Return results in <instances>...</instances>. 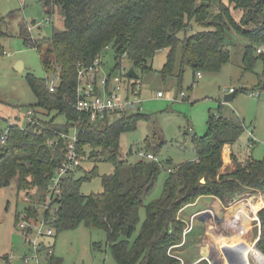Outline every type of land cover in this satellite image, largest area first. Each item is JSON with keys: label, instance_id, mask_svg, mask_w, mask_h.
Returning a JSON list of instances; mask_svg holds the SVG:
<instances>
[{"label": "trees", "instance_id": "16d2710c", "mask_svg": "<svg viewBox=\"0 0 264 264\" xmlns=\"http://www.w3.org/2000/svg\"><path fill=\"white\" fill-rule=\"evenodd\" d=\"M40 1L46 15L55 7L60 9L63 29L50 37L32 39L20 25L24 44L42 55L47 76H25L36 98L30 106L35 123L23 129L9 127L6 142L0 144V187L15 181L18 192L45 188L63 159L62 144L51 147L47 140L56 131L71 132L76 128L78 153L86 158L89 151L88 158H101L113 165L114 172L101 176L100 193L89 195L80 193V184L98 176L96 169L85 178L75 179L71 174L63 185L61 199L55 202L51 226L56 235L81 225L100 229L116 264H180L174 252L191 244V236H202L204 232V223L200 222L184 236L187 224L181 220L182 211L202 197L214 198L224 205L245 189L263 193L264 159L246 156L239 161L232 153L233 170L220 175L222 149L238 141L243 123L228 117L213 118L204 135L191 136L194 160L169 170L161 196L146 204L145 196L153 191L162 166L140 159L128 163L121 153L120 137L135 131L138 123L148 117L130 112L89 123L86 115L73 108L77 71L89 65L107 45L113 50L114 71L124 56L135 73H143L150 68L148 62L155 54L165 51L160 74L163 78L172 76L177 61L175 77L180 84L186 69L194 75L215 73L229 61L226 37L232 30L250 42L242 55V71L252 72L261 61L264 79V55L256 54V47L264 44V0H227V4L223 0ZM214 2L219 4L218 12L209 19ZM234 10L241 13L239 22L233 19ZM193 24L204 29L186 35ZM47 78L56 79L54 92L49 91ZM135 78L138 80L137 74ZM260 84L263 88V81ZM232 93L235 96V91ZM227 154L224 151L225 160ZM142 208L145 218L140 224ZM257 220L255 248L264 255V208L257 213ZM46 260L47 264H62L53 254Z\"/></svg>", "mask_w": 264, "mask_h": 264}, {"label": "rangeland", "instance_id": "374dc122", "mask_svg": "<svg viewBox=\"0 0 264 264\" xmlns=\"http://www.w3.org/2000/svg\"><path fill=\"white\" fill-rule=\"evenodd\" d=\"M222 2L227 4V0ZM218 7V2H214L209 19L217 14ZM240 15L238 10L232 11L235 22H239ZM21 24L25 34L32 39H39L50 37L54 31L62 30L63 17L57 7L54 8L53 13L46 15L40 0H0L1 132L10 124L17 125L21 129L28 124L26 113L30 110V106L36 103V98L26 83L25 76L32 74L40 79H45L47 76L42 67V55L36 49L24 44L20 36ZM203 29L193 24L186 35ZM249 44L246 37L230 30L226 37V45L230 53L229 61L218 72H201L200 79L186 69L180 84L175 77L178 72L177 61L172 76L163 78L160 74L165 62V51L155 54L152 61L148 62L150 68L147 71L143 73L137 71L139 82L136 79L135 81L139 83L140 88L141 113L148 119L140 121L135 131L121 135L120 148L123 159L128 163L139 160L138 151L146 152L149 149L148 152L152 153L157 163L162 166L153 191L145 196L146 204L161 196L169 170L172 171L175 166L194 160L195 147L191 142V136L204 135L207 125L213 118L222 116L243 123V131L238 141L231 146L232 153L239 161L244 160L246 156L255 160L264 159V89L260 84L263 81V66L261 61H258L252 72L242 71V55ZM180 48V46L177 47V58ZM258 48L263 50L264 55V44L256 47ZM100 55L104 71L109 72L114 69L111 45L104 47ZM17 63H21L19 70L15 69ZM122 64L127 70L131 67L127 59H123ZM230 90L235 91L234 99L225 102L224 97L231 93ZM158 92L163 94V97L158 98ZM181 92L185 99H182ZM251 93L257 94L258 97L250 96ZM251 128L252 135L249 137ZM130 150L131 155H129ZM86 154L88 155L89 151ZM87 155L73 173L75 179L85 178L94 168L98 176L81 182L79 191L83 195L100 193L102 191L101 176L114 172L112 164L104 162L101 158H88ZM245 190L248 191L240 193L244 198L264 195V192ZM26 193L17 191L15 181L8 186L0 187V264H36L32 247L19 227V217H22L25 211L27 212V219L32 218L28 221L36 223L32 226L26 222L28 238L31 240L37 238L36 227L42 220L45 191L43 188H34ZM200 199L199 206L187 207V210H184L187 215L197 209L201 210L200 205L210 206L213 203L207 197ZM228 202L226 205H229ZM251 208L252 211H256L254 207ZM211 213L207 212V215L211 217L208 219H213V211ZM139 218L141 224L145 218L144 208L139 211ZM195 225L196 219L192 221V228ZM251 227L248 222L244 230H250ZM46 229L47 227L44 226L41 231L45 232ZM241 232L236 231V233ZM254 237L252 231L245 233L248 242ZM37 240L45 246H50L53 255L60 258L62 264H116L106 244L105 233L100 229H89L81 225L58 235L53 230L52 237L39 236ZM236 241L235 238L234 242ZM194 244L195 241L189 245ZM213 246L214 244L211 246L209 242V246L206 247L209 248L208 261L211 264H222L219 250ZM189 247L178 249L185 250L179 253L185 264L195 262L206 255L205 249L201 254L199 248L192 246L189 249ZM225 249L228 252L226 263L234 264L237 249L233 245ZM46 253V250L38 253L39 264H47Z\"/></svg>", "mask_w": 264, "mask_h": 264}, {"label": "built area", "instance_id": "2783aa9c", "mask_svg": "<svg viewBox=\"0 0 264 264\" xmlns=\"http://www.w3.org/2000/svg\"><path fill=\"white\" fill-rule=\"evenodd\" d=\"M256 52L257 54H263V50L261 48H258ZM3 53L5 54V52ZM123 59L124 56L119 60V67L115 71L114 69L110 70L109 72L104 71L101 55H98V57H96L89 65L80 66L78 68L73 108L75 111L86 115L89 123L94 124L98 120H103L106 117L110 118L112 116H122L130 112H141L142 99L140 98L139 83L135 81L136 78L127 77V71L129 69L127 70L125 67H123ZM196 77L200 79L202 77L201 73H196ZM56 85V79L47 78V86L50 92H54ZM230 91L233 92L232 90ZM180 95L182 99H185V96L182 92ZM250 96L255 98L258 97L257 94L254 95L252 93ZM157 97H163V94L158 92ZM26 119L28 125H33L35 123L32 109L26 113ZM12 125L13 124H10L3 132H1V145L6 142L8 138L9 127ZM251 135L252 128L250 130L249 137H251ZM47 144L51 147L62 144L63 159L60 165L54 170L46 187L43 188L45 191L42 205L44 210H42V220L36 227L37 238L39 236H53L54 229L51 225L55 220V202L61 199L63 195V185L65 181L75 170L80 167L81 162L86 159L85 156L80 155L77 150L78 130L76 128L71 129V132H54L53 138L48 139ZM137 156L140 160L157 163L156 157L152 153L138 151ZM240 199L241 197L238 195L235 196L234 201H238ZM206 212L212 214L209 210H206ZM204 213L205 212H201L199 215ZM26 214L27 212L25 211V214H23L22 217H19V227L23 231L26 241L32 247L35 263L39 264L38 253L40 251L46 250L47 257L51 256L53 252L50 249V246H45L42 243H39L37 238L34 240L28 238L26 222L32 226L36 223L29 222L28 220H32V218L27 219ZM194 218L195 216L191 218L189 225H187L186 229L184 230V236L191 232L192 221ZM44 226L47 227L45 232L41 231ZM245 226V223L237 224L236 221L234 230L243 231ZM256 241L257 239L253 241V243L248 248H246V251L244 250L245 253L243 256V264H264V255L255 248ZM176 258L180 261V264H185L181 258Z\"/></svg>", "mask_w": 264, "mask_h": 264}, {"label": "crops", "instance_id": "0c3cea01", "mask_svg": "<svg viewBox=\"0 0 264 264\" xmlns=\"http://www.w3.org/2000/svg\"><path fill=\"white\" fill-rule=\"evenodd\" d=\"M224 151H227V160L224 159ZM232 153L231 151V146L226 144L224 145L223 149H222V160H223V165L219 171V174H225L226 172H230L231 170H233V162L230 159V154ZM76 171V170H75ZM74 171V172H75ZM73 172V173H74ZM245 191L248 190H244L243 192L240 193H245ZM237 193L234 196H232L229 200V205L226 204H221L218 200L214 199V198H209L210 201H213V203H211V205H200L201 210L197 209L194 212H191L189 215H187L185 213L184 209L181 213V220L182 222L184 221V223H186L187 225H189L190 220L193 216H195L194 219H196V226H200V222L204 223V232L202 234V236H196L194 241L195 244L194 245H188L187 248L189 247V249L192 246L197 247V249L199 248L200 253L202 254V250L205 249L206 250V255L202 256L200 259H198L197 261L201 260V259H205L208 260L209 258V248H206L209 246V242L210 245L212 246V244H214L213 247L218 248L219 250V257L222 261V264H231V263H226L227 260V255L228 252L225 249L226 247L230 248L233 246H235V248L237 249L236 251V256H235V261L234 264H241V259L244 256L243 255V251L248 248L253 241H255L257 239V235H258V227L259 224L257 222V213L264 208V195H257L256 197L253 196L251 198H244L243 196H241L242 194ZM247 193V192H246ZM256 193H262V192H256ZM254 193V194H256ZM240 194V195H239ZM240 196L241 199L238 201H234L235 200V196ZM201 199H198L197 202L193 205V206H199V202ZM262 203V205H261ZM226 205V206H225ZM192 207V206H190ZM254 207L256 209V211H252V208ZM189 208V207H188ZM211 210L213 211V219H208L207 217L204 218V221H201L200 218V213L204 212L205 210ZM197 215V216H196ZM199 215V216H198ZM209 218H211L209 216ZM236 221L237 224H246V223H250L251 224V228L250 230L248 229L247 231H249L251 233V231L253 232V235H255V237L253 238V240L251 239L249 242L247 241V239L245 238V233L247 231H242L244 233H236V231L234 230L235 225H236ZM248 221V222H247ZM246 228V226H245ZM254 228V230H253ZM235 233V234H234ZM194 238V236H191L190 240L192 241ZM237 239L236 242H234V239ZM194 241H192L191 243H194ZM213 241V242H212ZM190 244V243H189ZM216 244H218V246H216ZM186 249V248H185ZM183 250H178V252H174V256L180 258L179 253H182ZM195 261V262H197ZM186 262V261H185ZM192 262V263H195ZM191 263V262H190Z\"/></svg>", "mask_w": 264, "mask_h": 264}, {"label": "water", "instance_id": "95a60500", "mask_svg": "<svg viewBox=\"0 0 264 264\" xmlns=\"http://www.w3.org/2000/svg\"><path fill=\"white\" fill-rule=\"evenodd\" d=\"M20 66H21V63H17V64L15 65V69H18V70H19ZM127 77H129V78H135V77H136V73H135V71H134L133 68H130V69L127 71ZM263 89H264V79H263ZM233 98H234V95H233V93L231 92L229 95H227V96L224 97V101H225V102H230V101L233 100ZM203 182H204V180L201 179V183H203ZM205 217L209 218V215H207V212H205L204 214H202V215L200 216L199 219H200L201 221H204V218H205ZM243 263H244V257H242V259H241V264H243Z\"/></svg>", "mask_w": 264, "mask_h": 264}]
</instances>
